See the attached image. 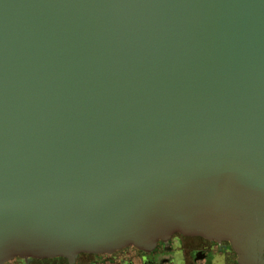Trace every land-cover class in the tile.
Instances as JSON below:
<instances>
[{
	"label": "water",
	"instance_id": "water-1",
	"mask_svg": "<svg viewBox=\"0 0 264 264\" xmlns=\"http://www.w3.org/2000/svg\"><path fill=\"white\" fill-rule=\"evenodd\" d=\"M174 232L264 264V0H0V264Z\"/></svg>",
	"mask_w": 264,
	"mask_h": 264
},
{
	"label": "flooded vegetation",
	"instance_id": "flooded-vegetation-1",
	"mask_svg": "<svg viewBox=\"0 0 264 264\" xmlns=\"http://www.w3.org/2000/svg\"><path fill=\"white\" fill-rule=\"evenodd\" d=\"M3 264H242L226 240L172 233L149 249L127 246L110 253L81 252L65 256L15 255Z\"/></svg>",
	"mask_w": 264,
	"mask_h": 264
},
{
	"label": "crops",
	"instance_id": "crops-1",
	"mask_svg": "<svg viewBox=\"0 0 264 264\" xmlns=\"http://www.w3.org/2000/svg\"><path fill=\"white\" fill-rule=\"evenodd\" d=\"M175 233V232H174ZM170 236V235H169ZM169 236H167V237H169ZM167 237H165V238H159V239H166ZM157 241V240H156ZM156 241L150 246V247H148V248H144V249H149V248H151L155 243H156ZM143 249V248H142ZM242 264H244V263H242Z\"/></svg>",
	"mask_w": 264,
	"mask_h": 264
}]
</instances>
